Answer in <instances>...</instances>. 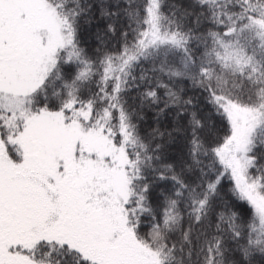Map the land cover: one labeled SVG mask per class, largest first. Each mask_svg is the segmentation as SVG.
<instances>
[{
    "label": "snow or ice",
    "instance_id": "snow-or-ice-1",
    "mask_svg": "<svg viewBox=\"0 0 264 264\" xmlns=\"http://www.w3.org/2000/svg\"><path fill=\"white\" fill-rule=\"evenodd\" d=\"M0 264H264V0H0Z\"/></svg>",
    "mask_w": 264,
    "mask_h": 264
}]
</instances>
